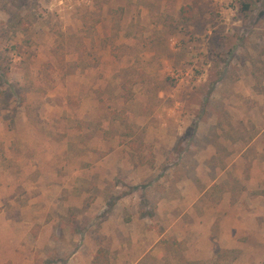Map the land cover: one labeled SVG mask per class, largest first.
<instances>
[{
    "label": "rangeland",
    "instance_id": "obj_1",
    "mask_svg": "<svg viewBox=\"0 0 264 264\" xmlns=\"http://www.w3.org/2000/svg\"><path fill=\"white\" fill-rule=\"evenodd\" d=\"M101 248L264 264V0H0V264Z\"/></svg>",
    "mask_w": 264,
    "mask_h": 264
},
{
    "label": "trees",
    "instance_id": "obj_2",
    "mask_svg": "<svg viewBox=\"0 0 264 264\" xmlns=\"http://www.w3.org/2000/svg\"><path fill=\"white\" fill-rule=\"evenodd\" d=\"M179 18L182 23H188L192 19V10L189 6H183L179 10ZM92 264H110L107 251L104 249H98L95 253Z\"/></svg>",
    "mask_w": 264,
    "mask_h": 264
}]
</instances>
